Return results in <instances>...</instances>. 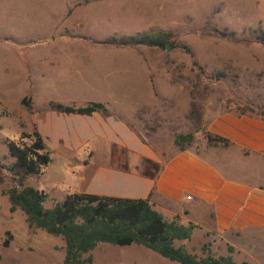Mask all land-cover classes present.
Listing matches in <instances>:
<instances>
[{
  "label": "rangeland",
  "instance_id": "rangeland-1",
  "mask_svg": "<svg viewBox=\"0 0 264 264\" xmlns=\"http://www.w3.org/2000/svg\"><path fill=\"white\" fill-rule=\"evenodd\" d=\"M63 1L0 0V34L12 36L3 42L6 44L0 42V65L8 61L13 67L7 79L0 80V264H59L63 256L61 238L28 226L19 208L9 212L7 196L2 193L16 186L4 168L11 162L5 140H15L20 132H30L35 123L41 128L44 124L39 112L46 107L45 98L54 96L52 88L56 89L49 81L45 82L50 87L42 90L43 97L34 101V108L31 106L35 113H29L17 101V96L24 92L17 78L22 68H26L24 61L29 63L35 57L63 58L75 53L81 56L82 50L85 53L91 50L95 56L107 49L121 57L124 67L134 68L138 65L128 62L140 59L142 71L134 69L131 77L123 76L124 83L131 84L134 76L142 79V83L138 80L140 89H147L143 73L146 68L150 87L163 98L158 96L162 102L153 106L154 112H137L139 120L133 122L138 132L144 126L147 132L158 133L155 145L162 149H176L173 136L186 132L194 137L189 145L200 147L204 139V112L264 102V72H253L251 68L255 58L264 56V42L256 40L261 34L264 36V0H77L76 6L62 9ZM158 30L171 32L166 43L169 49L99 43L111 35ZM215 30L232 31L233 38L220 36ZM70 41L83 45L78 48ZM30 66L37 70L44 68L43 64ZM128 72L124 71V75ZM126 87L134 89L135 84ZM45 144L49 163L40 174L27 176L24 183L45 190L46 207L65 190L67 176H72L81 163H72L74 157L55 148L51 139ZM212 161L220 166V157ZM60 185L62 188L58 189ZM215 236L212 233L204 237L194 231L189 239L174 240L173 245L182 244L188 252L199 256L200 244L208 241L210 252L220 255L225 246ZM4 239L8 242L6 246H2ZM230 241L239 250L231 253L237 264L242 261L260 264L257 258L264 264V247H246V241ZM89 253V264H178L136 244L98 243Z\"/></svg>",
  "mask_w": 264,
  "mask_h": 264
},
{
  "label": "crops",
  "instance_id": "crops-1",
  "mask_svg": "<svg viewBox=\"0 0 264 264\" xmlns=\"http://www.w3.org/2000/svg\"><path fill=\"white\" fill-rule=\"evenodd\" d=\"M64 1L62 9L78 4L77 0ZM11 37L0 34V42L6 44L3 42ZM72 44L78 48L83 45ZM96 53L92 56L91 50H82L81 56L35 57L29 63L24 61L26 68L17 77L24 89L17 101L20 103L27 95L32 107L43 97L42 90L50 87L45 82L56 88H52L54 96L45 98L46 107L39 112L44 125L40 128L35 123V128L44 142L51 139L55 148L74 157L72 163H81L72 176H67L66 188L60 196L55 195V201L67 192L148 196L151 206L165 219L184 225L194 223L192 234L198 231L207 237L215 233L225 246L220 255L227 254V246L239 251L230 239L246 241V247H264V102L204 112V132L220 136L226 143L209 145L204 138L200 147L162 149L155 145L158 133L147 132L144 126L138 132L133 122L139 120L137 112H154L153 106L162 102L158 96L163 98L150 87L146 68L143 73L147 89H140L142 79L134 76L131 84L124 83V77H131L134 69L142 71L141 60L128 62L138 65L129 68L113 50ZM31 63L43 64L44 68L33 69ZM251 68L253 72H264V56L255 58ZM12 69L8 61L1 64L0 80H6ZM124 71L129 72L124 75ZM134 84V89L126 87ZM49 101L73 107L99 102L104 110L64 113L48 108ZM219 157L217 167L212 160ZM205 242L209 247L210 243ZM257 262L262 264L258 258Z\"/></svg>",
  "mask_w": 264,
  "mask_h": 264
},
{
  "label": "trees",
  "instance_id": "trees-1",
  "mask_svg": "<svg viewBox=\"0 0 264 264\" xmlns=\"http://www.w3.org/2000/svg\"><path fill=\"white\" fill-rule=\"evenodd\" d=\"M215 31L220 36L233 38L234 35L232 31ZM171 36L169 31H143L111 35L99 43L127 47L145 45L164 49ZM256 40L264 42V36L261 34ZM20 104L32 115L35 113L27 95L20 99ZM47 105L50 109L64 113L90 114L104 110L99 102H88L81 107L55 101H49ZM204 138L209 145L227 142L208 132H204ZM192 139L193 134L190 132L177 133L173 136L172 143L183 150ZM5 147L11 162L4 168L17 186L2 191L8 199V211L19 208L28 226L61 238L63 256L59 264H89V252L98 243L118 246L136 244L178 264H237L230 254L231 246L226 247L227 254L215 255L210 252L208 243L204 242L200 245L199 256L188 252L182 244L174 246V240L189 239L196 225L191 222L184 225L174 219H165L151 206L148 196L123 197L67 192L62 199L45 207L43 202L47 197L46 193L24 183L27 176L40 174L50 161L47 146L35 126L30 132H20L15 140L6 139ZM1 164L0 161V166ZM5 234L9 235L8 231ZM7 243V239H4L2 246ZM241 264L249 263L242 261Z\"/></svg>",
  "mask_w": 264,
  "mask_h": 264
},
{
  "label": "water",
  "instance_id": "water-1",
  "mask_svg": "<svg viewBox=\"0 0 264 264\" xmlns=\"http://www.w3.org/2000/svg\"><path fill=\"white\" fill-rule=\"evenodd\" d=\"M165 49H169V45H166V46H165Z\"/></svg>",
  "mask_w": 264,
  "mask_h": 264
}]
</instances>
